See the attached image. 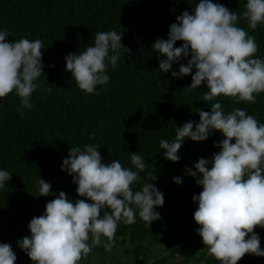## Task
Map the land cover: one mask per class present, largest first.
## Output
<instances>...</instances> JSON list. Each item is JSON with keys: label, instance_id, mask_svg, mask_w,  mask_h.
Returning a JSON list of instances; mask_svg holds the SVG:
<instances>
[{"label": "trees", "instance_id": "obj_1", "mask_svg": "<svg viewBox=\"0 0 264 264\" xmlns=\"http://www.w3.org/2000/svg\"><path fill=\"white\" fill-rule=\"evenodd\" d=\"M198 0H0V29L6 41L28 38L43 41V74L33 93V107L18 113L19 98L13 91L0 98V169L11 172L8 184L0 189V243L29 236L27 225L44 213L46 204L61 191L73 201L72 177L61 171L63 159L74 146L94 144L104 163L119 159L131 166V154L140 153L148 165L141 184L154 183L164 194V204L156 209L161 219L148 227L138 216L131 225L121 223L111 252L94 247L79 264H219L209 256L198 235L193 215L198 204L192 197L202 186L187 175L199 158L210 159L220 149L224 137L214 131L206 141L186 140L178 152L181 159H163L161 139L172 140L175 127L199 122L196 109L211 111L202 100L205 85L188 90L191 76L172 78L160 74L152 45L166 39L177 16L191 11ZM241 14L246 0H213ZM258 44L257 57L264 58V24L255 30L239 21ZM123 32L122 59L108 68L109 83L97 86V94L78 89L65 71V57L84 51L96 32ZM177 41L174 47H179ZM163 59V57H161ZM190 59V57H189ZM183 59L180 63H186ZM173 65V70H178ZM225 111L244 108L264 123V93L255 103H235L218 97ZM95 133L94 136L92 134ZM90 136L92 137L90 139ZM234 142V141H233ZM51 184L48 196H39L38 178ZM182 179L181 184L173 182ZM264 249V228L254 229ZM21 237V238H20ZM247 239V237L245 238ZM26 258L21 250L16 262ZM30 260L29 258H27ZM237 264H264V257L245 254Z\"/></svg>", "mask_w": 264, "mask_h": 264}, {"label": "clouds", "instance_id": "obj_2", "mask_svg": "<svg viewBox=\"0 0 264 264\" xmlns=\"http://www.w3.org/2000/svg\"><path fill=\"white\" fill-rule=\"evenodd\" d=\"M240 20L252 30L264 24V0H246L239 15L213 0H198L190 12L177 16L166 39L158 38L152 45L160 74L170 72L172 78H183L195 69L187 89L205 85L202 100L211 105V111L196 109L198 123L190 120L175 127L171 141L160 140L163 159L178 162L186 140L203 142L214 131L224 137L215 144L218 152L210 159L199 158L187 170L202 186L199 195L192 197L198 204L193 215L198 235L203 249L219 264H237L245 254L264 257L260 237L254 232L256 227L264 228V123L244 108L225 111L217 99L251 104L264 93V58L256 56V38L239 26ZM123 35L116 30L96 32L84 51L64 58L65 71L78 89L98 95L97 86L109 83V66L114 69L122 59L121 49L129 51L121 43ZM8 36V30L0 29V98L14 91L20 100L17 111L24 115L25 109L33 107L38 78L44 76V45L40 39L26 37L8 42ZM177 41L182 43L174 47ZM183 59L187 62L180 63ZM174 64L178 70H173ZM99 148L74 146L63 159L60 170L72 177L76 194L83 199L73 201L61 191L46 204L42 215L31 219L30 235L16 244L32 264H79L94 247L111 252L121 223L134 224L138 216L149 227L161 219L156 209L163 206L164 194L154 183H143L138 190L133 187L141 184L140 174L148 166L144 156L131 154L128 167L119 159L106 164ZM11 174L0 169V189ZM173 182L179 185L182 179L174 177ZM38 185L39 196L50 194L49 182L39 177ZM16 260L11 244L0 243V264H16Z\"/></svg>", "mask_w": 264, "mask_h": 264}, {"label": "rangeland", "instance_id": "obj_3", "mask_svg": "<svg viewBox=\"0 0 264 264\" xmlns=\"http://www.w3.org/2000/svg\"><path fill=\"white\" fill-rule=\"evenodd\" d=\"M20 238H21V237H20ZM21 239H22V238H21ZM16 241H17V238H14V239H12V240H10V241H8V242H3V243H9V244H11V246H12V248H13V250H14L16 256L18 257L19 254L21 253V249H19V248L17 247ZM27 258H28V257L26 256L25 259L23 258L19 263L16 262V264H32V261H31V260H28Z\"/></svg>", "mask_w": 264, "mask_h": 264}]
</instances>
